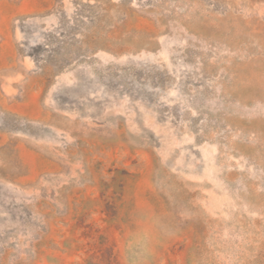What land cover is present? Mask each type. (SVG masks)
Instances as JSON below:
<instances>
[{
    "label": "rangeland",
    "instance_id": "374dc122",
    "mask_svg": "<svg viewBox=\"0 0 264 264\" xmlns=\"http://www.w3.org/2000/svg\"><path fill=\"white\" fill-rule=\"evenodd\" d=\"M0 264H264V0H0Z\"/></svg>",
    "mask_w": 264,
    "mask_h": 264
}]
</instances>
